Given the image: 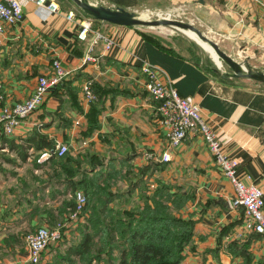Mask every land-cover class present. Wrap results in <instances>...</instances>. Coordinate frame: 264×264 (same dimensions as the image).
<instances>
[{
  "label": "crops",
  "instance_id": "crops-1",
  "mask_svg": "<svg viewBox=\"0 0 264 264\" xmlns=\"http://www.w3.org/2000/svg\"><path fill=\"white\" fill-rule=\"evenodd\" d=\"M53 1L58 6L56 12L26 1L22 19L6 25L0 34L1 102L11 104L26 98L37 76L49 74L54 58L69 71L47 89L40 106L11 135L0 134V264H29L24 235L64 217L73 204V191H82L78 186L71 189L68 182L78 181L82 169L86 178L94 172L108 173L109 192L114 195L110 205L114 208H137L141 196L157 183L184 196L179 214L192 221L193 235L181 264H264L263 238L243 230L241 208L230 207L233 188L197 133H189L169 149V160L153 158L166 149V130L158 123L155 101L144 89L140 66L148 64L160 81L193 98L224 153L238 161L237 177L263 191L264 84L247 78H223L202 57L189 55L192 47H174L171 41L175 39L165 38L171 47L166 50L143 39L137 27L92 19L91 28L109 35L113 45L105 52L97 42L90 53L93 59L84 62L86 41L76 38L79 25L64 15L71 12L75 20L86 16L74 10L72 1ZM96 2L128 11L142 7L192 11L215 30L225 53L234 57L235 47L241 57L249 51L260 53L254 46L261 42L264 11L254 0ZM87 80L91 81L94 101L83 97L81 89ZM238 80L250 83L242 85ZM39 135L54 145L67 146L69 158L63 162L75 168L77 175L67 176L56 164L58 158L37 160L47 149H36ZM145 152L152 158H145ZM90 163L95 165L93 172H88ZM67 197L72 199L70 206H66ZM87 216L84 208L82 217L63 230L61 239L42 251L38 264L72 258L74 254L67 249L79 242ZM62 246L67 255H59L64 254L59 253Z\"/></svg>",
  "mask_w": 264,
  "mask_h": 264
},
{
  "label": "built area",
  "instance_id": "built-area-1",
  "mask_svg": "<svg viewBox=\"0 0 264 264\" xmlns=\"http://www.w3.org/2000/svg\"><path fill=\"white\" fill-rule=\"evenodd\" d=\"M26 1H32L36 7H44L47 12L58 11L57 3L53 0H0V34L6 25H15L22 19V7ZM97 4L96 0H89ZM264 11V0H254ZM66 20L76 21L78 30L76 38L86 41V53L83 61H91L90 53L97 42H101L102 50L111 49L113 41L107 34L91 28L90 19L75 20L71 12L65 13ZM259 40L264 45V31L260 33ZM140 72L144 77V89L150 99L155 101V113L158 123L165 127L166 149L155 159L159 161L169 160V149L179 145L189 133H197L205 143L216 167L229 181L233 188V196L230 207L241 208L242 228L245 232L260 235L264 240V191L253 185L245 184L236 175L238 161L227 156L218 139L209 125L202 118L199 106L190 96L180 95L167 81H160L156 77V71L148 64L140 66ZM69 71L60 65L58 59L51 61L49 74L39 75L31 93L24 99L11 104L1 102L0 95V134L9 136L23 119L37 109L42 103L47 89L58 84ZM82 94L86 101H94L95 94L91 88V81L87 80L82 85ZM67 152L64 143H57L52 149H46L39 153L37 160L48 157L59 158ZM145 158H152V154L145 152ZM86 199L80 189L73 191V204L67 216L53 226H38L33 231L24 235L27 262L36 264L39 262L41 252L50 244L61 239L63 230L72 222L76 223L84 212Z\"/></svg>",
  "mask_w": 264,
  "mask_h": 264
},
{
  "label": "trees",
  "instance_id": "trees-1",
  "mask_svg": "<svg viewBox=\"0 0 264 264\" xmlns=\"http://www.w3.org/2000/svg\"><path fill=\"white\" fill-rule=\"evenodd\" d=\"M139 34L162 49L171 48L163 37L141 31ZM188 45L202 53L190 40ZM208 65L211 70L214 68ZM39 137L36 149L53 148L52 141H46L42 135ZM66 158L69 156L65 153L56 164L66 170L67 176L77 175L75 168L63 162ZM90 166L88 172H93L95 165L90 163ZM82 171L78 181L68 182L71 189L77 186L82 189L86 199L84 208L88 210L79 242L67 249L80 264H91L102 256L105 264H181L183 251L193 235L192 221L179 214L184 196L171 193L164 183H157L149 193L141 196L142 203L137 208H114L110 205L114 195L109 192L111 177L108 173L94 172L86 178L85 169ZM70 205L71 201H67L66 206ZM93 245L95 249L89 254Z\"/></svg>",
  "mask_w": 264,
  "mask_h": 264
},
{
  "label": "water",
  "instance_id": "water-1",
  "mask_svg": "<svg viewBox=\"0 0 264 264\" xmlns=\"http://www.w3.org/2000/svg\"><path fill=\"white\" fill-rule=\"evenodd\" d=\"M74 5L89 19L108 22L116 25L138 27H158L167 26L174 30L184 32L190 31L195 33L200 41L207 44L214 52L217 60L229 69L223 72V78H247L264 84V70L250 64L247 56L240 61L235 60L232 56L225 53L215 41L203 34L197 27L181 20L160 17L154 20L141 19L140 14L136 11H128L121 7H108L91 3L89 0H71ZM196 42V41H195Z\"/></svg>",
  "mask_w": 264,
  "mask_h": 264
},
{
  "label": "rangeland",
  "instance_id": "rangeland-1",
  "mask_svg": "<svg viewBox=\"0 0 264 264\" xmlns=\"http://www.w3.org/2000/svg\"><path fill=\"white\" fill-rule=\"evenodd\" d=\"M67 1L71 2V0H67ZM72 6L76 12L78 11V13H80L81 15H84L74 4H72ZM136 12L138 14H140L141 19H145V20H154V19H158L160 17H167L169 19H176V20H181L183 22L190 23L193 26L197 27L203 34H205L211 40L215 41L219 47L222 46L221 45V39L219 38L218 35H216L214 33L215 30L211 29L207 24L203 23V21H201L200 19H197L194 16L192 11H186L185 9H174L173 11L170 10V11L164 12V11H161L160 9H155L154 7H142L141 9L137 10ZM90 22H91V20H90ZM137 29L141 32L151 33V34L158 35L160 37L167 38V39L170 38L171 36H173V37H175V40H172L171 42L173 43L174 47L179 46L182 48V50L184 49V47H191L190 45H188V43L184 39L190 40L191 42L194 43V45H196L201 50L202 53L200 54V52H198L196 50H190L189 55H191V56H198L199 55L200 57H202L203 62H208L211 65H213L220 74H222L223 72L229 71V69L221 61L219 64H217L211 58L209 53L201 45H199L197 42H195L192 38H190L184 32L174 30V29L167 27V26H158V27L138 26ZM179 39H181V41ZM175 41H177V42H175ZM255 45L256 46H254V47L257 48L258 52H260V53L257 55H254V54H252V51H249L247 53V55H244L243 57L247 56L249 58L250 64L252 66H255V67H258V68H261L264 70V45L261 44V42H258ZM235 50H236L235 57H233V55H230V56H232L235 60L240 61L241 59H243V57H241V54L239 53L238 49H236V47H235ZM248 55L249 56L252 55L251 58ZM236 82L238 84H242V85H247V84H243V83H250V82H243L241 80H238ZM249 86L253 87L252 84H249ZM71 200L72 199L70 197H67L68 202ZM68 213H69V210L66 212L64 217H60L59 220H56V222L62 221L67 216ZM54 224H52L50 226H53ZM50 226H48V227H50ZM29 232H31V231H29ZM59 242L61 244H64V241H62V242L59 241ZM64 249H65V246H62L59 250L60 251L59 253H62L64 251ZM93 249H95L94 245L91 246L89 254L92 253ZM63 253L64 254H59V255H63V256L67 255L65 252H63ZM62 260H65V261H62V262H59V261L55 262L54 261L52 264H80V261H78V259L75 258V256H73L71 259L65 258ZM36 264H38V263H36ZM91 264H105L104 263V256H102L100 260L92 262Z\"/></svg>",
  "mask_w": 264,
  "mask_h": 264
},
{
  "label": "bare ground",
  "instance_id": "bare-ground-1",
  "mask_svg": "<svg viewBox=\"0 0 264 264\" xmlns=\"http://www.w3.org/2000/svg\"><path fill=\"white\" fill-rule=\"evenodd\" d=\"M184 33L186 35H188L190 38H192L194 41H196L199 45H201L211 56V58L217 63L219 64V61L217 60L213 50L204 42L200 41L199 38L195 35V33L190 32V31H184ZM235 57V56H234Z\"/></svg>",
  "mask_w": 264,
  "mask_h": 264
}]
</instances>
